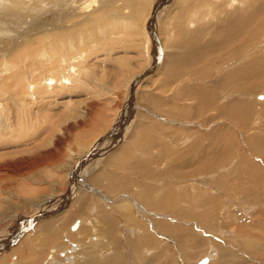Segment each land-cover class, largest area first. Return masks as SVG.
Segmentation results:
<instances>
[{
    "label": "rangeland",
    "instance_id": "obj_1",
    "mask_svg": "<svg viewBox=\"0 0 264 264\" xmlns=\"http://www.w3.org/2000/svg\"><path fill=\"white\" fill-rule=\"evenodd\" d=\"M134 1L0 0V264H264V15L188 59L261 0Z\"/></svg>",
    "mask_w": 264,
    "mask_h": 264
},
{
    "label": "bare ground",
    "instance_id": "obj_2",
    "mask_svg": "<svg viewBox=\"0 0 264 264\" xmlns=\"http://www.w3.org/2000/svg\"><path fill=\"white\" fill-rule=\"evenodd\" d=\"M230 1V5L232 4V2L234 1V0H229ZM130 2H131V4H130V6H131V10L134 12L135 11V13H137L138 11V13H140L141 12V8L139 9V4L136 2V1H134V0H130ZM227 2V1H226ZM225 3V2H224ZM237 3V2H236ZM235 3V4H236ZM246 3V2H245ZM245 3H244V5H245ZM249 4H250V2H248ZM106 4V3H105ZM201 4V3H200ZM210 4V3H209ZM227 4V3H226ZM249 4H247L246 5V7L247 6H249ZM200 6V5H199ZM223 6V5H222ZM258 7L257 8H255V7H250L249 6V8H248V15H245V13L244 14H241V12H239L238 10L237 11H234L233 9V12L231 11V13H226V17L224 16V20H225V22H223V25L222 26H219V25H217V26H219V27H215L214 28V32H211V33H213V34H210L211 36H212V38H211V36L209 37V38H211L210 39V41H209V44H211L213 47L212 48H210V47H206V45H203V46H201L202 47V51H201V55L202 56H195L194 58H189L188 57V59L191 61V60H193V61H191V63L193 62L194 63V65H195V62H197L196 60H205V59H207V58H210V59H212V57H213V59L214 58H217V57H220L221 55L220 54H223V52H226V51H228L229 49H228V47L229 46H231L233 43H235V42H238L239 43V41H240V39L242 38V42H245V41H251V40H249V39H252L253 38V36H254V34H253V36L252 37H250L249 36V34H248V32L249 33H251L252 31H251V25H252V20H253V16H258L259 17V15H264V0H261L260 2H259V4L257 5ZM232 7V6H231ZM245 7V8H246ZM159 8V7H158ZM230 8V7H229ZM244 8V7H243ZM205 10V9H204ZM172 11H173V9H172ZM202 11V10H201ZM227 11V10H226ZM169 13H171V12H169ZM188 13V12H187ZM173 14V13H172ZM247 14V13H246ZM188 18V17H187ZM259 18H262L261 16L259 17ZM184 19V18H183ZM192 19V18H191ZM195 19V18H194ZM193 19V20H194ZM196 20V19H195ZM256 20H258V19H256ZM264 20V19H263ZM263 20H261V21H263ZM180 21V20H179ZM178 22V21H177ZM188 23V22H187ZM256 23V22H255ZM264 23V22H263ZM183 24V23H182ZM192 22H190L188 25L189 26H192ZM194 25V24H193ZM262 26H264V24L262 25ZM259 27H261V26H259ZM183 28V27H182ZM247 29H250V30H247ZM257 30V29H256ZM185 31V30H184ZM182 31L180 30V33H181ZM183 34H186V33H184V32H182ZM252 34V33H251ZM220 36H222L221 38V40H220ZM242 36H246V38L248 37V39H246L245 40V38H243ZM224 37V38H223ZM256 37V36H255ZM189 38V37H188ZM219 38V39H218ZM257 38V37H256ZM218 39V40H217ZM255 39V38H254ZM244 40V41H243ZM252 42V41H251ZM210 45V46H211ZM195 46H197V45H195ZM242 46V45H241ZM183 47V46H182ZM179 49H180V47H178ZM177 48V49H178ZM197 48V47H196ZM199 49H197V50H200V47H198ZM163 49V48H162ZM181 49H184V48H181ZM194 49V48H193ZM228 49V50H227ZM230 49L232 50V48L230 47ZM240 49V48H239ZM186 50V49H185ZM185 50H184V53H186L185 52ZM241 50V49H240ZM235 51H236V49L233 51H231V53H235ZM229 52V51H228ZM183 52H182V54H184ZM195 53V52H194ZM177 54V53H176ZM236 54V53H235ZM234 54V55H235ZM178 55H181V53L180 54H178ZM197 55H198V53H197ZM232 55V54H231ZM233 55V56H234ZM185 56V55H184ZM223 56V55H222ZM227 56V57H226ZM181 57H182V55H181ZM180 57V58H181ZM225 57L226 58H228L229 56L228 55H225ZM170 58V57H169ZM168 58V59H169ZM171 58H173V57H171ZM175 58V57H174ZM177 58V57H176ZM179 58V57H178ZM178 58H177V60H178ZM167 58H165V60H166ZM167 59V60H168ZM225 59V58H224ZM249 59V58H248ZM186 61H187V59H185ZM188 60V61H189ZM222 60H223V57H222ZM229 60V59H228ZM256 60V59H255ZM173 61V60H172ZM183 61H184V58H183ZM187 61V62H188ZM195 61V62H194ZM179 62V61H178ZM192 63V64H193ZM182 64V63H181ZM261 64V63H260ZM191 65V64H190ZM257 65V64H256ZM178 66V65H177ZM182 68V67H181ZM175 70H176V67H175ZM184 70V69H183ZM255 70H258V71H256V74H257V77L256 78H258V80L260 79V78H264V65H260V66H253L252 68H250V69H247V70H244L242 73H240V74H237V75H235L234 77L233 76H231L232 78H233V83L234 84H240V82H242V81H247V84H245V85H247L248 87H257V84L255 83V82H253V81H251V82H249L248 80H251V79H249V78H247V77H245L246 75L248 76V75H251ZM263 72V73H262ZM178 73H179V71H178ZM199 73V72H198ZM237 73V72H236ZM248 73V74H247ZM255 73V72H254ZM170 74V73H169ZM174 75V74H173ZM239 78H241L242 79V81H240V79ZM44 81H46L47 83H46V87H49V88H52V83H53V81H52V79H50V77L49 78H45L44 79ZM67 81V80H66ZM232 81V80H231ZM259 83H260V81H258ZM261 82H262V80H261ZM245 85H243V86H245ZM238 86H241V85H238ZM193 88V87H192ZM192 90V93L193 94H195V92L197 93V94H199L200 93V90L199 89H195V90H193V89H191ZM204 91H202V93H203ZM206 92V91H205ZM196 96V95H195ZM204 96H209L208 98H206L205 99V103L207 104V106H209V100L210 99H213V96H214V94L212 93V92H209V93H206ZM215 99V98H214ZM215 102V101H214ZM213 102V103H214ZM211 106H212V104H211ZM248 107V106H247ZM237 109H238V107H237ZM230 110V109H229ZM245 110V109H244ZM228 111V110H227ZM238 112V111H237ZM231 116V117H228V116ZM234 115H236V116H234ZM228 116L226 115V116H224V117H226L228 120L231 118V119H233V120H237V119H240V115L239 114H234V113H230V114H228ZM113 132V131H112ZM117 143H121L120 141H118ZM117 143L115 144V146L117 145ZM114 146V147H115ZM212 162V161H211ZM86 177V176H85ZM261 178V177H260ZM257 181V180H256ZM94 189V188H93ZM260 195V194H259ZM74 196H76L75 194H74ZM103 200L105 199V198H102ZM163 204H164V202H163ZM66 205H67V203H66ZM81 205V204H80ZM79 205V206H80ZM82 206V205H81ZM84 206H85V204H84ZM83 206V207H84ZM69 208V207H68ZM68 208L66 209V210H68ZM76 209V208H75ZM81 209H82V207H81ZM79 210V209H78ZM81 211V210H80ZM78 213V212H77ZM264 213V212H263ZM45 215V217L42 215V217L43 218H48V217H53V215L52 214H50V215H47V214H44ZM264 215V214H263ZM42 217H40V218H42ZM196 219V218H195ZM109 224H110V222H108V226H109ZM81 226V225H80ZM22 231V230H21ZM107 234H108V232H107ZM56 239L57 238H55V236L54 235H52L49 239H45V240H43L42 241V247H44V246H50L51 244L53 245V247L55 246V248L56 249H59L58 247L60 246V243L59 242H57L56 241ZM144 239H146V238H144ZM263 241H264V239H263ZM16 241L14 240V238H12V240H10V241H8V242H6L5 243V246L3 247V248H0V250L1 251H3L5 248H9L12 244H14ZM62 245V244H61ZM26 247H28V246H26ZM25 247V248H26ZM30 248V247H29ZM28 248V249H29ZM54 249V248H53ZM52 249V250H53ZM29 251V250H28ZM17 252V251H16ZM21 252H22V250H21ZM20 252V253H21ZM25 252L26 253H22V254H20V255H22L21 257H20V260H18V261H20L21 262V264H35V263H33L32 261H31V258H27V255H28V252H27V250H25ZM31 253V252H30ZM50 253H52V251L50 250ZM251 255H252V252H249ZM33 254V253H32ZM61 254H66L65 252H61L60 253V255ZM85 255H86V257H87V252L85 253ZM33 257H36V256H33ZM37 257H39V256H37ZM36 257V258H37ZM35 258V259H36ZM84 259H85V257H83ZM15 259V258H14ZM39 259V258H38ZM121 258H115V259H113V260H109L106 264H119L120 263V260ZM3 261V260H2ZM34 261V260H33ZM3 262H5V260L3 261ZM84 262V261H83ZM157 262V261H156ZM264 263V262H263ZM18 264H20V263H18ZM83 264H103V263H100V262H95V261H93L92 260V257H91V255H89L88 254V259H86V261H85V263H83ZM149 264H154L153 263V259H150L149 260Z\"/></svg>",
    "mask_w": 264,
    "mask_h": 264
},
{
    "label": "water",
    "instance_id": "obj_3",
    "mask_svg": "<svg viewBox=\"0 0 264 264\" xmlns=\"http://www.w3.org/2000/svg\"><path fill=\"white\" fill-rule=\"evenodd\" d=\"M83 160V158L80 160V161H82ZM24 231V230H23ZM199 264H207V260L204 258V259H202L200 262H199Z\"/></svg>",
    "mask_w": 264,
    "mask_h": 264
}]
</instances>
